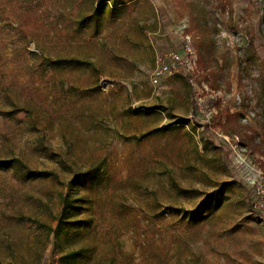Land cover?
Returning a JSON list of instances; mask_svg holds the SVG:
<instances>
[{
  "label": "rangeland",
  "instance_id": "rangeland-1",
  "mask_svg": "<svg viewBox=\"0 0 264 264\" xmlns=\"http://www.w3.org/2000/svg\"><path fill=\"white\" fill-rule=\"evenodd\" d=\"M128 1L0 0V264H264V0Z\"/></svg>",
  "mask_w": 264,
  "mask_h": 264
},
{
  "label": "trees",
  "instance_id": "trees-1",
  "mask_svg": "<svg viewBox=\"0 0 264 264\" xmlns=\"http://www.w3.org/2000/svg\"><path fill=\"white\" fill-rule=\"evenodd\" d=\"M101 2V1H100ZM113 9L112 11H114V9L118 6V5H126L129 3L128 0H113ZM217 5L220 6V9L225 10V6H226V0H219V3L217 2ZM230 13V12H229ZM101 23V11H100V6H96V8L94 9L93 13L84 17L80 24L81 27L83 26H88L90 27V25H93L94 28V33L97 34L98 33V28L100 26ZM208 23L206 20L204 22L205 27H208ZM245 29L247 34L249 36H247L248 39V47L249 49L248 51V57H250L251 55H253V49H254V37L249 33L251 30L250 28L247 26ZM245 31V30H243ZM199 64L201 65V67L204 66L205 62V56H204V52H203V48L201 47V49H199ZM64 62V61H63ZM63 62H59V63H63ZM210 87L213 90H219V81L218 79L212 78V81L210 82ZM227 119H232L235 118L237 119L238 116L237 115H231L228 111H227ZM252 142L254 140L253 137H251ZM0 167L5 168L8 171H12L16 176H18L20 179H31L33 177L36 176V172L31 170L27 165H25L24 163H22L20 160L18 159H12V160H8V161H3L2 165ZM94 169L86 172L87 177H89L91 175V173H94ZM73 208H75L76 210H79V207H74L73 206V201L69 200L68 198L64 199L63 201V208L62 211L63 212H68L70 210H72ZM69 209V210H68ZM253 209V207H252ZM78 212V211H77ZM258 214H260V212L257 211ZM260 216V215H259ZM69 235H73L76 233V230L70 229L68 230ZM72 237V236H71Z\"/></svg>",
  "mask_w": 264,
  "mask_h": 264
},
{
  "label": "built area",
  "instance_id": "built-area-1",
  "mask_svg": "<svg viewBox=\"0 0 264 264\" xmlns=\"http://www.w3.org/2000/svg\"><path fill=\"white\" fill-rule=\"evenodd\" d=\"M196 62V52L190 36L184 40L182 51H173L161 55L157 60V67L151 74L153 83L158 84L163 78L178 74L181 70L189 72L193 70Z\"/></svg>",
  "mask_w": 264,
  "mask_h": 264
},
{
  "label": "crops",
  "instance_id": "crops-1",
  "mask_svg": "<svg viewBox=\"0 0 264 264\" xmlns=\"http://www.w3.org/2000/svg\"><path fill=\"white\" fill-rule=\"evenodd\" d=\"M176 34V36H178V34L177 33H175Z\"/></svg>",
  "mask_w": 264,
  "mask_h": 264
}]
</instances>
